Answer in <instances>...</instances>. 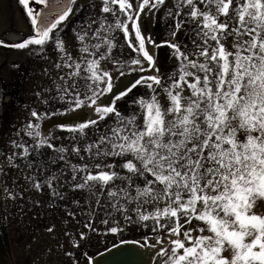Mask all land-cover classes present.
<instances>
[{
    "label": "snow or ice",
    "instance_id": "1",
    "mask_svg": "<svg viewBox=\"0 0 264 264\" xmlns=\"http://www.w3.org/2000/svg\"><path fill=\"white\" fill-rule=\"evenodd\" d=\"M19 3L32 34L15 44L0 40V45L39 46L44 53L53 43L59 74L54 89L43 91L55 95H36L43 105L50 99L62 103L56 111L30 109V119L0 160V176L6 166L17 169L33 189L47 186L59 200L86 192L84 204L72 201L86 217V227L92 228L93 203L104 208L105 225L109 219L119 225L113 212L119 213L125 226L148 230L145 246L155 249L161 264H264V0H177L171 11L166 0H100L99 14L73 28L75 56L53 31H60L73 7L78 12L82 4L68 0L57 18L44 24L43 9L32 4L46 6L47 0ZM95 7L96 0H90L93 12ZM162 7L173 22L170 38L157 45L142 31V13ZM178 33L184 42L176 40ZM117 34L135 56L114 54L120 46ZM149 44L169 47L170 70L160 72ZM116 93L126 101L123 109L103 99ZM80 109H90L95 119L59 125L72 134L71 144L57 147L56 137L43 134L44 118L76 119ZM45 148L52 153L47 159ZM117 159L124 175L107 162ZM117 180L126 183L117 185ZM2 191L6 199L23 195L15 181ZM146 205L152 211L144 210ZM65 210L75 216L67 205ZM122 230L108 228L113 234Z\"/></svg>",
    "mask_w": 264,
    "mask_h": 264
},
{
    "label": "rangeland",
    "instance_id": "2",
    "mask_svg": "<svg viewBox=\"0 0 264 264\" xmlns=\"http://www.w3.org/2000/svg\"><path fill=\"white\" fill-rule=\"evenodd\" d=\"M67 3L68 0H47L46 6L35 3L32 6L37 11L43 9L42 21L44 24H50ZM176 3L177 0H166L167 9L171 11ZM77 4H82L83 8L77 12L74 6V14H70L66 22H61L60 31H53L54 36L59 35L64 40L66 48L74 56L78 42L73 34V28H78L89 15H98L100 12V0H96L94 12L90 9V0H77ZM142 19V31L146 35H150L157 45L161 44L162 40L170 38L169 26L173 21L172 17L166 16L163 7L158 12L154 10V12L142 13ZM31 34L30 19L26 16L19 0H0V40L4 41V45L21 42ZM117 40L120 46L114 50V54L123 58L136 55L124 44L120 34H117ZM176 40L184 42L186 37L178 33ZM4 45H0V160H3L4 154L9 151V141L15 138L16 131L30 119V109L41 113L45 110L56 111L62 103L50 99L48 105H43L36 95L37 92L45 98L55 95L54 91L51 94L43 91L46 87L54 89L53 80L59 74V70L55 68L59 53L54 44L49 42L45 46L44 53H40L39 46L16 49ZM148 47L157 58L160 72L164 73L170 70L173 58L170 55L169 47L163 45L155 48L151 44ZM108 67L111 68V65L109 64ZM117 78V74L114 72L113 81L115 82ZM118 95H114L110 102L112 101L119 109H123L126 101L117 99ZM161 103L163 104V100ZM60 110L62 111V109ZM62 117L65 116L56 115L44 118L41 124L43 126L50 120ZM89 119H95L93 112ZM81 121L66 125L74 126ZM101 131H103V124ZM49 133L56 137L52 142L57 147L71 144L69 137L72 134L67 131V128L62 129L55 126L43 134L48 135ZM21 134L23 135V133ZM24 139L31 143V138L25 136ZM91 139L90 137L89 142ZM43 154L44 159H47L52 153L45 148ZM81 155H84L83 151ZM69 159L73 163H79V158L74 154H70ZM85 160H88L87 156H85ZM107 162H114L116 164L114 170L120 171L121 162L118 159ZM62 164V161L58 162L53 166V170ZM4 172L6 174L0 176V264H91L95 255L119 242L125 240L145 242L143 236L148 230L132 225L125 226L123 217L119 213L113 212L114 218L119 220V225H114L112 219H109L108 225L101 223L103 218L108 217L105 215L104 208L97 209L95 203L92 204V208L95 210L92 228L86 227V217L81 215V209L72 203L73 200H78L84 204L86 192H70L68 199L59 200L51 196L47 186H43L41 191L33 189L24 180L19 170L6 166ZM120 174L124 175L125 172L120 171ZM13 181H15L16 190L22 191L23 195L15 200L6 199L2 189L5 186L12 187ZM115 183L123 185L126 182L117 180ZM60 191L64 192L67 189L61 188ZM101 203L103 205L104 201L102 200ZM65 205L75 213L74 217L68 215ZM128 207L131 212L134 205ZM84 208L87 211L86 204ZM144 210L152 211V208L146 205ZM108 211L112 212L113 210L108 209ZM147 223L149 226L152 225V221ZM168 223L174 225L173 221H168ZM112 226L122 227L123 230L118 234L110 233L108 228ZM81 232L86 234L84 238H81ZM77 242L79 247L75 246ZM154 264H161L159 256L156 257Z\"/></svg>",
    "mask_w": 264,
    "mask_h": 264
},
{
    "label": "bare ground",
    "instance_id": "3",
    "mask_svg": "<svg viewBox=\"0 0 264 264\" xmlns=\"http://www.w3.org/2000/svg\"><path fill=\"white\" fill-rule=\"evenodd\" d=\"M127 79H132L131 76H128ZM24 87V86H23ZM23 90V89H22ZM114 95L109 94L105 99V103L110 102ZM112 102V101H111ZM91 110H79L74 115L77 117L76 119H72L71 115L65 116L60 118L62 122H70V121H81L85 120L86 118L91 116ZM49 122V121H48ZM49 124L44 125L42 128V131H45ZM147 242H141L137 240H125L122 242H119L115 244L114 246L120 247V246H127L123 247L121 251H119L116 255L109 257L106 261L100 262L99 260V254L104 252H100L97 255H95L92 260L91 264H96V262H99V264H152L154 260V256H156L155 249L146 247ZM106 250V249H105ZM158 256V255H157ZM156 256V257H157Z\"/></svg>",
    "mask_w": 264,
    "mask_h": 264
},
{
    "label": "water",
    "instance_id": "4",
    "mask_svg": "<svg viewBox=\"0 0 264 264\" xmlns=\"http://www.w3.org/2000/svg\"><path fill=\"white\" fill-rule=\"evenodd\" d=\"M117 94H119V93H117ZM89 118L90 117L86 118L83 121H86ZM83 121H81V122H83ZM73 122L74 121L62 122L60 120V118L54 119V120H50L49 122H47V123L44 124V125L49 124V126L47 127V129L45 131H43V133L45 134L51 127L59 126L60 124L66 125L68 123H73ZM43 126H42V128H43ZM123 247H127V246L116 247V246L112 245L111 247L107 248L106 250H104V252H102V253L99 254V260H100V262L102 263V262H104V260L106 261L107 259H109V257L116 255L119 251H121L123 249ZM156 256H157V254H156ZM156 256H154V260H153L152 264H154L155 259H156Z\"/></svg>",
    "mask_w": 264,
    "mask_h": 264
}]
</instances>
